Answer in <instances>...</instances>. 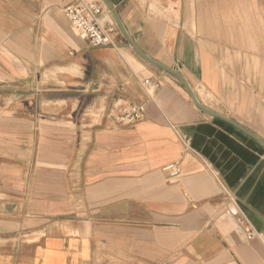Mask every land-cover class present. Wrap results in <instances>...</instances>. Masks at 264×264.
<instances>
[{
    "label": "crops",
    "instance_id": "1",
    "mask_svg": "<svg viewBox=\"0 0 264 264\" xmlns=\"http://www.w3.org/2000/svg\"><path fill=\"white\" fill-rule=\"evenodd\" d=\"M72 1L0 0V83H17L23 90L10 97L34 93L42 105L35 122L20 107L0 109V264H264V146L201 110L180 79L141 57L103 0L94 1L117 48L79 39L64 13ZM111 1L139 48L180 71L206 106L264 138V104L236 92L220 47L199 26L192 32L183 1ZM51 64L56 80L91 94L86 108L100 110L83 124L96 142L89 151L73 145H82V123L61 117L80 100L43 96ZM143 77L160 82L157 104ZM125 101L147 102L143 122L105 119ZM169 120L199 155L184 149ZM34 123L49 128L37 140L50 147L37 157L33 130L20 144L17 127H2ZM173 161L182 176L170 179L162 168ZM244 218L260 237L248 239Z\"/></svg>",
    "mask_w": 264,
    "mask_h": 264
},
{
    "label": "rangeland",
    "instance_id": "2",
    "mask_svg": "<svg viewBox=\"0 0 264 264\" xmlns=\"http://www.w3.org/2000/svg\"><path fill=\"white\" fill-rule=\"evenodd\" d=\"M183 1L184 9L188 10V20L189 23L191 21V25L189 27L192 32H197L198 29L199 34H205L206 41L209 39L211 41V45L216 44L219 48L218 57L221 58L222 62L229 66V69L226 70V73L230 76L231 82L236 89V92L239 94L248 93L249 99H255L257 103L264 104V0H181ZM168 3L167 7H172V0H166ZM164 0H152V5L155 7H161L164 5ZM197 8V10H196ZM186 10V11H187ZM199 10V11H198ZM198 11V12H197ZM198 19V24L196 23ZM203 20V28H201V22ZM199 26V28H198ZM111 47V46H110ZM53 64L47 65L48 69V89L47 93H44L48 99H52L55 97H63L64 99L70 102L71 98L74 96L80 100L81 107L75 110L70 109L64 112L65 122L76 121V123H89V120H96L99 117L100 110L95 109H87L88 100L91 94H84L82 89L77 87L74 89L68 85L67 81L64 79L62 83L54 78L55 71ZM64 71H68V69L63 68ZM52 76V77H51ZM58 82V83H56ZM57 84H62L63 91L61 90V86ZM19 85L15 83H0V91H4L2 97H0V109L4 108L5 112H14L17 107H20L26 113H30L37 117H34V122L40 119V112L42 105L40 103L41 97L37 94L28 95L26 97L18 96L15 98L10 97L8 91L9 90H23L22 87H18ZM21 86V85H20ZM38 86V80H33L30 82V88ZM61 91H60V90ZM10 94H14L11 92ZM123 102H119L118 105L108 108L105 111V119L110 122H114L118 126H127L133 127L137 124H124L123 122L117 119V115L120 109V104ZM49 105V120H52L55 114H52L55 109H52V104ZM232 112V111H230ZM46 114V113H43ZM4 115L0 112V119ZM46 118V117H45ZM104 119V120H105ZM106 120V121H107ZM2 121V119H1ZM87 121V122H83ZM11 126L16 128L15 132L18 131V136L24 137L19 138V142L24 140L26 142L28 137L30 136L32 130V135L35 137L34 141H36V157L38 156V152H40V156H42V152L44 154L46 148L50 147L49 144H44L45 149L41 146L40 139L37 140V136L47 135L45 132L49 130L47 126L42 128L41 123L34 124H16V125H3V129ZM102 128L106 127V125H102ZM257 127L262 128L261 134L264 136V124L260 123ZM88 126L81 127V133L78 132L76 135L80 134V138L82 141V145L79 146V143H73V145L77 144L78 147L83 150H90V148L96 145V142L89 140V136H87ZM97 132H104L100 129ZM77 138V136H76ZM20 144H23L20 142ZM28 145V144H27ZM70 144H68L69 146ZM42 148V149H41ZM90 162L88 157L84 158V165H87Z\"/></svg>",
    "mask_w": 264,
    "mask_h": 264
},
{
    "label": "built area",
    "instance_id": "3",
    "mask_svg": "<svg viewBox=\"0 0 264 264\" xmlns=\"http://www.w3.org/2000/svg\"><path fill=\"white\" fill-rule=\"evenodd\" d=\"M104 6L94 0H74L67 4L64 8V13L69 20L73 30L76 32L79 39L88 42L93 47L111 46L117 48V43L112 34L113 30L110 24L102 23L104 14ZM140 84L147 95V99L151 102L156 101V94L161 87L158 80L152 77H143L139 79ZM120 109L117 119L124 124H138L143 122L147 116V102L125 101L120 104ZM177 138L184 146L186 151L199 155L194 149L191 138L183 135L177 127L169 120ZM162 170L170 179L182 176L181 168L178 161H173L165 164ZM243 227L248 239L252 240L256 236L260 237V233L248 218H244Z\"/></svg>",
    "mask_w": 264,
    "mask_h": 264
},
{
    "label": "water",
    "instance_id": "4",
    "mask_svg": "<svg viewBox=\"0 0 264 264\" xmlns=\"http://www.w3.org/2000/svg\"><path fill=\"white\" fill-rule=\"evenodd\" d=\"M103 2L106 3L109 10L113 13L120 29L124 32L126 38L128 39L129 43L131 44V46L135 49V51L141 57H143L144 59H146L148 62L152 63L155 66L162 67L163 69H165L166 71L170 72L175 77L180 79L182 81V83H184L186 85V87H187V89L191 95V98L195 102L196 106L199 107L201 110H203L204 112H206L208 114H211L214 117H218L220 119H223V120L227 121L228 123L232 124L233 126H236L241 131L246 133L248 136H251L253 139L255 138L257 141H259L264 146V138L263 137L259 136L254 131L252 132L251 130L246 128L244 125L239 123L237 120H233L231 118L226 117L225 115L221 114L218 111L212 110L211 108L206 106L202 101H200L199 98H197V95H196L191 83H189L187 78L180 71H177L175 68L170 67L161 61L159 62L158 60L153 58L151 55H149L147 52H145L143 49L139 48L138 45L136 44L135 40L133 39L132 35L130 34L129 30H127V28L123 22V19L121 18L119 12L115 8L112 1L111 0H103Z\"/></svg>",
    "mask_w": 264,
    "mask_h": 264
}]
</instances>
